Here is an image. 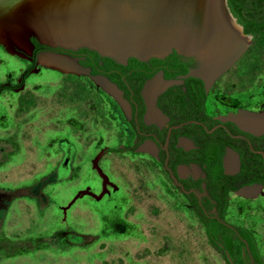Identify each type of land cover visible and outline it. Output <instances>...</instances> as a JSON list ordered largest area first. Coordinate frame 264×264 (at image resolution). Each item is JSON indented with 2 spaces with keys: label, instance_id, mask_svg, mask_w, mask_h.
<instances>
[{
  "label": "rangeland",
  "instance_id": "obj_1",
  "mask_svg": "<svg viewBox=\"0 0 264 264\" xmlns=\"http://www.w3.org/2000/svg\"><path fill=\"white\" fill-rule=\"evenodd\" d=\"M30 61L0 42V84H19L0 88V264H229L160 163L127 148L115 98L81 72ZM262 106L264 29L215 77L206 111ZM227 213L264 264V193L231 195Z\"/></svg>",
  "mask_w": 264,
  "mask_h": 264
},
{
  "label": "flooded vegetation",
  "instance_id": "obj_2",
  "mask_svg": "<svg viewBox=\"0 0 264 264\" xmlns=\"http://www.w3.org/2000/svg\"><path fill=\"white\" fill-rule=\"evenodd\" d=\"M21 1H11L12 8H21ZM241 27L243 30V25ZM244 34L249 36L250 43L252 36L249 33ZM29 41L32 43L31 52L28 55L24 54L31 60L30 66L27 68L32 69L40 53L67 55L75 59L77 64L81 66L82 74L99 84L103 90L115 98L122 118H118L115 111L113 112L114 118L121 121L125 128L131 129L133 132V144L127 148L131 150L140 149L152 154L173 181L174 186L187 198L206 236L205 225L194 203L200 206L205 217L217 218L219 222L227 225L236 235H239L234 227H244L229 223L226 215L231 203V195L241 193L247 198L264 193V132L243 130L236 122L228 119L221 121L219 118L221 115L237 113V111L227 110L223 114H211L206 111L208 91L216 76L207 86L204 79L186 75L188 69L200 67L198 59L191 55L180 54L182 59L180 63L172 60L159 63L148 61L142 66L132 67L128 64V58L126 63H121L122 66H116L115 63L105 62L102 59L96 63L90 54L78 52L79 48L50 47L37 40L40 43L38 45L31 36H29ZM181 65L187 68L182 70ZM26 73L27 69L22 72V79H19V83L24 81ZM166 74L170 75L167 76ZM158 77L164 81L173 78L181 79L180 82L171 84L158 94L156 108L161 112L160 118L148 116L145 110L146 81L149 78L158 79ZM106 81L112 84L109 87L114 90L115 94L106 89L105 85L108 83ZM5 85H8L9 88H0L2 90L16 89L19 84H1V86ZM201 104H203L201 116L199 113L197 115L201 119L183 118L182 115L186 111L196 110ZM259 110L263 111L264 106L255 111ZM189 119L197 120L200 124L186 122L173 127V125ZM219 148L222 149L220 165L216 159V152ZM224 156L227 158L226 162H223ZM252 185H254V189L250 190L248 186ZM226 186L228 187V190L225 191L228 197V206L223 215L220 216L221 200L224 194L222 190ZM231 186L237 187L231 189ZM239 238L232 240L234 259L237 249L235 243H237L239 248L237 250L242 251L243 259L245 251H248L249 261L252 263L253 259L249 246L243 238ZM222 239L221 236L220 240L222 241ZM241 240H244V245H242ZM209 242L215 247L212 241L209 240ZM228 263L233 264V259L229 260Z\"/></svg>",
  "mask_w": 264,
  "mask_h": 264
},
{
  "label": "water",
  "instance_id": "obj_3",
  "mask_svg": "<svg viewBox=\"0 0 264 264\" xmlns=\"http://www.w3.org/2000/svg\"><path fill=\"white\" fill-rule=\"evenodd\" d=\"M11 1L14 0H0V6L12 9ZM39 3L40 8L32 9L35 14H27L30 17L19 21V34L26 48L4 38L0 42L6 49L28 55L32 48L29 36H33L50 47L96 50L119 63H126L133 56L141 60L151 56L162 58L176 50L198 59L200 67L188 69L186 75L204 79L208 86L241 55L250 41L226 0H39ZM43 55L62 56L70 63L69 70L83 72L76 60L67 55L40 53L37 58L40 63ZM159 77L149 78L145 87L146 114L158 118L161 116L156 108L158 94L181 81L177 78L164 81ZM108 83L106 89L115 94ZM219 118L236 122L243 130L264 132V110L239 109ZM186 122L200 124L189 119L173 127ZM226 160L224 156L223 162ZM253 186L248 188L253 190Z\"/></svg>",
  "mask_w": 264,
  "mask_h": 264
},
{
  "label": "trees",
  "instance_id": "obj_4",
  "mask_svg": "<svg viewBox=\"0 0 264 264\" xmlns=\"http://www.w3.org/2000/svg\"><path fill=\"white\" fill-rule=\"evenodd\" d=\"M226 2L230 12L236 18L237 22L240 25H243V33H249L253 37L256 32H258L261 28H264V0H226ZM31 38L36 42V44L38 45L40 44L33 36H31ZM77 51L81 53L85 52L86 54H90L91 56L94 57L96 63H98V61L102 59L105 62L115 63L116 66H122L121 63L116 62L115 59H113L112 57L101 55L96 50L94 51L86 47H81ZM87 57H89V55H87ZM169 60L180 63L182 59L180 53L176 52V50H172V52L168 54L165 58H158L152 56L148 60H140L137 57L133 56L128 59V64L133 67V66H142L146 64L148 61H153V63L154 62L159 63V62H167ZM180 68L182 70H185L187 67L181 65ZM170 74H166V75L169 76ZM0 87L9 88L8 85L1 86V84ZM202 108H203V104L197 107L196 110L186 111V113L182 116L183 118L189 117L190 119L191 118L201 119V117H198L197 115L200 114L201 116ZM221 151L222 149L219 148V150L216 152V157H217L216 159L219 165L221 164ZM231 187H230L231 189H234L237 186H231ZM226 190H228L227 186L224 187L222 190L224 194L221 200L220 216L223 215L226 207L228 206V197L225 192ZM194 206L198 211V214L202 219V222L205 225V230L207 232V236L209 240L212 241V243L215 245V247L218 250L222 251L227 262H229V260L234 259V249L232 246V240L234 238L240 237L243 238L247 243V245L249 246V251L253 259L251 263L249 261L250 257L248 255V251H245L243 264H262L263 258L259 253V249L256 245V240L251 230H247L241 227H234L235 230H237L239 233V235H236L234 231H232L229 227H227V225L219 222L217 218L209 219L205 217L201 211L200 206L197 203H194ZM221 236L223 237L222 241L220 240ZM244 240H241L242 245H244Z\"/></svg>",
  "mask_w": 264,
  "mask_h": 264
},
{
  "label": "bare ground",
  "instance_id": "obj_5",
  "mask_svg": "<svg viewBox=\"0 0 264 264\" xmlns=\"http://www.w3.org/2000/svg\"><path fill=\"white\" fill-rule=\"evenodd\" d=\"M20 3L21 8L19 7L16 9H7L0 6V41L2 40V42H4V38L11 39L16 44H19L21 47L26 48L27 45L22 40V37L19 34V21L22 20L23 17H30L27 14H35L36 10L32 9H34L36 6L37 7L35 9H38L42 6V4L39 3V0H22ZM41 62L51 67H57L66 70H69L71 67L70 63L67 62L65 58L58 55H43L41 57Z\"/></svg>",
  "mask_w": 264,
  "mask_h": 264
},
{
  "label": "crops",
  "instance_id": "obj_6",
  "mask_svg": "<svg viewBox=\"0 0 264 264\" xmlns=\"http://www.w3.org/2000/svg\"><path fill=\"white\" fill-rule=\"evenodd\" d=\"M263 190H264V189H263ZM237 196H240V197L243 196V197H245L246 195H243V194H241V193H237ZM243 197H242V198H243ZM256 197H258V196H257V195H254V196H252V197H247V198L245 197L244 199H247V200H248V199L256 198ZM229 207H230V206H229ZM228 209H229V208H228ZM227 214H228V213H227ZM242 227L246 228L247 230L249 229V228H247V227H245V226H242Z\"/></svg>",
  "mask_w": 264,
  "mask_h": 264
}]
</instances>
